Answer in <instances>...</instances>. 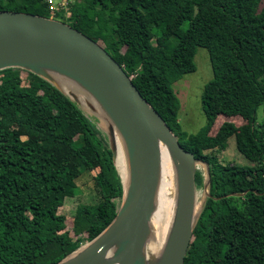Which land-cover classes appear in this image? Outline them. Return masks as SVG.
Returning a JSON list of instances; mask_svg holds the SVG:
<instances>
[{
    "label": "trees",
    "instance_id": "1",
    "mask_svg": "<svg viewBox=\"0 0 264 264\" xmlns=\"http://www.w3.org/2000/svg\"><path fill=\"white\" fill-rule=\"evenodd\" d=\"M2 10L60 19L96 41L100 32L184 148L209 164L210 196L185 264H264V0H79L69 18L53 15L46 0H0ZM198 47L214 77L202 95L207 123L188 134L173 85L197 70ZM219 115L245 122H223L212 135ZM232 136L249 165L219 159ZM84 176L100 200L60 213ZM196 179L203 187L204 174ZM123 196L107 132L49 81L0 70V264L58 263L113 221Z\"/></svg>",
    "mask_w": 264,
    "mask_h": 264
},
{
    "label": "water",
    "instance_id": "2",
    "mask_svg": "<svg viewBox=\"0 0 264 264\" xmlns=\"http://www.w3.org/2000/svg\"><path fill=\"white\" fill-rule=\"evenodd\" d=\"M12 67L49 81L78 105L82 92L88 93L108 121L106 132L116 166L118 136L126 153L127 180L121 175L124 196L117 215L97 237L56 264H185L202 211H196L198 166L204 164L207 170L203 205L210 196V167L184 148L124 66L98 41L62 20L2 10L0 70ZM59 77L81 90L69 88ZM162 144L174 165L177 207L162 252L148 262L145 246L162 178Z\"/></svg>",
    "mask_w": 264,
    "mask_h": 264
},
{
    "label": "rangeland",
    "instance_id": "3",
    "mask_svg": "<svg viewBox=\"0 0 264 264\" xmlns=\"http://www.w3.org/2000/svg\"><path fill=\"white\" fill-rule=\"evenodd\" d=\"M92 36L94 38H97L100 44H104L100 32H93ZM195 62L197 65V70L195 72L185 74L180 80H178L173 85L174 90L181 101L179 121L182 130L184 132H187L188 134H195L199 132L200 129L207 123V116L203 109L202 95L205 89V85L214 77V71L211 64L210 55L206 48L198 47L195 56ZM27 83L28 82L25 80V84ZM64 89L66 91H69V89L67 88ZM79 106L83 109L87 116L97 124L100 129L107 131L106 127L108 121L106 117L101 112H99L96 107H94L92 104L89 105L87 100L83 99L82 97L80 98ZM226 121H231L237 126H241L245 122L241 117H227L225 115H219L217 122L215 123L211 131V134L214 135L217 132L218 127ZM263 122L264 104L260 106L257 112V123ZM217 155L219 159L225 164H250L247 158L244 157L238 151L235 136H232L228 140V148L224 151L218 152ZM198 168L199 172H202L203 174L207 175L206 166L204 164H200ZM78 185L79 186L77 188L75 197H68L63 207L59 210L60 213L65 214L68 217H71L74 214L78 204H94L100 200V195L98 194L94 186L93 180L90 177H82L80 182H78ZM205 196L206 195L204 186L198 188L197 197L200 203L204 201ZM71 229V220L68 219L67 230L71 231Z\"/></svg>",
    "mask_w": 264,
    "mask_h": 264
},
{
    "label": "bare ground",
    "instance_id": "4",
    "mask_svg": "<svg viewBox=\"0 0 264 264\" xmlns=\"http://www.w3.org/2000/svg\"><path fill=\"white\" fill-rule=\"evenodd\" d=\"M59 79H61V81L71 89H80L77 84L70 80L61 77H59ZM82 93H84L83 99H86L88 102L92 103L100 112L99 106L94 101V99L88 93ZM117 144L118 152L116 163L119 172L126 181L127 162L125 150L122 145L123 143L119 136L117 137ZM161 166L162 178L157 194L154 213L151 219V233L145 246V256L148 262L154 260V258L162 252L172 230L177 207L176 183L174 181V165L170 151L165 144H162L161 146ZM202 205L203 202L200 203V201H198L197 199V212L202 209Z\"/></svg>",
    "mask_w": 264,
    "mask_h": 264
},
{
    "label": "built area",
    "instance_id": "5",
    "mask_svg": "<svg viewBox=\"0 0 264 264\" xmlns=\"http://www.w3.org/2000/svg\"><path fill=\"white\" fill-rule=\"evenodd\" d=\"M78 1L79 0H46V2L48 3L49 11L53 15L60 14L63 15L65 18H69L72 15L73 7ZM88 242H89L88 240L82 242L81 246L85 245Z\"/></svg>",
    "mask_w": 264,
    "mask_h": 264
}]
</instances>
